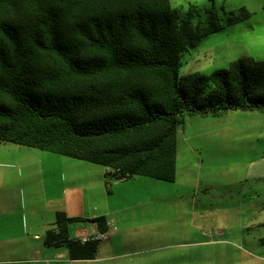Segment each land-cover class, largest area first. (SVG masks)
Masks as SVG:
<instances>
[{
	"label": "trees",
	"instance_id": "obj_1",
	"mask_svg": "<svg viewBox=\"0 0 264 264\" xmlns=\"http://www.w3.org/2000/svg\"><path fill=\"white\" fill-rule=\"evenodd\" d=\"M250 18L242 8L222 24L171 0H0V143L112 169L107 185L174 183L188 116L264 110V61L180 77L184 53ZM82 221L58 212L46 245L95 259L98 242L70 237ZM91 222L108 229L104 218Z\"/></svg>",
	"mask_w": 264,
	"mask_h": 264
},
{
	"label": "rangeland",
	"instance_id": "obj_2",
	"mask_svg": "<svg viewBox=\"0 0 264 264\" xmlns=\"http://www.w3.org/2000/svg\"><path fill=\"white\" fill-rule=\"evenodd\" d=\"M171 2L184 12L190 6L206 9L222 24H226L231 12L242 8L251 14L250 19L226 26L184 53L180 77L208 76L228 68L230 60L264 61V0ZM193 123H187L186 135L182 134V127L179 129L178 181L175 184L159 182L160 203L186 206V213L177 212L174 216L189 217L182 221L172 219L162 225L177 235L167 233V238L161 240L156 256L159 264H264V114L260 110L228 111L218 119L196 121L191 127ZM186 137L190 140L184 143ZM3 145L20 147L10 143ZM23 148L34 151L37 156H58ZM6 155L8 153L2 151L1 156ZM70 183L64 180L63 187H58L59 202H70L72 198L84 200L86 192L72 191ZM41 197L44 200V196ZM205 214L207 219L203 222L208 227L204 231L218 228L227 236L212 242L202 234V242L209 243L193 246L190 243L197 240L195 234L188 238L182 233H192L190 220L200 224L198 216L203 219Z\"/></svg>",
	"mask_w": 264,
	"mask_h": 264
},
{
	"label": "crops",
	"instance_id": "obj_3",
	"mask_svg": "<svg viewBox=\"0 0 264 264\" xmlns=\"http://www.w3.org/2000/svg\"><path fill=\"white\" fill-rule=\"evenodd\" d=\"M233 62L230 60L228 66ZM260 112L264 114V110ZM226 113L188 116L181 132L186 135L190 121H194L191 125L194 127L196 121L218 119ZM189 140L186 137L184 143ZM2 151L8 155L2 157ZM34 154L23 147L0 143V264H159L160 242L171 233L162 225L172 219L189 218L188 215L174 216L177 212L186 213V206L160 203L159 182L163 181L137 176L110 181L107 185L105 167L59 155ZM178 159L177 155L176 167ZM64 180L71 182L72 191H85L84 200L72 198L70 202H59L57 190L63 187ZM177 181L176 172V181L172 184ZM58 212L85 220L70 225L71 238L98 233V224L91 222L94 219L104 218L110 225L109 238L99 244L95 259L72 260L67 247L46 245V233L54 228ZM198 219L200 224L190 220L192 233L182 234L188 238L195 234L197 240L190 244L206 246L209 241L202 242V234L208 227L203 222L206 214ZM222 233V237L227 236L226 232ZM176 235L173 232L169 236Z\"/></svg>",
	"mask_w": 264,
	"mask_h": 264
},
{
	"label": "built area",
	"instance_id": "obj_4",
	"mask_svg": "<svg viewBox=\"0 0 264 264\" xmlns=\"http://www.w3.org/2000/svg\"><path fill=\"white\" fill-rule=\"evenodd\" d=\"M111 173H114V170L107 168L105 176H108ZM110 178L111 181L126 180L125 178H120V179H116L113 177ZM107 228H108L107 231H103V232L99 231L98 233L80 236L75 239H77L81 244L92 243V242H98L100 244L102 241H106L109 238L110 228H111L110 225L107 224ZM203 234L207 235L212 240V242L215 241L216 239H220L223 235L222 231L219 229L207 230L204 231Z\"/></svg>",
	"mask_w": 264,
	"mask_h": 264
}]
</instances>
